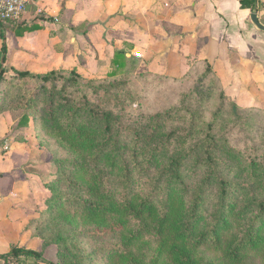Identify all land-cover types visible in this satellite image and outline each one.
<instances>
[{"label": "trees", "instance_id": "16d2710c", "mask_svg": "<svg viewBox=\"0 0 264 264\" xmlns=\"http://www.w3.org/2000/svg\"><path fill=\"white\" fill-rule=\"evenodd\" d=\"M239 1L243 9L258 12L260 0ZM8 23H0L2 38V27ZM4 62L0 63V113H11L16 132L31 123L43 125L44 133L72 156L55 160L57 179L45 184L51 194L48 208L29 226L40 216H52L70 229L81 227L87 232L86 226L90 227L93 238L115 237L106 264H264V162L255 153L218 143L210 135L180 136L177 130L168 131L164 120L173 109L144 116L143 122L124 123L86 95L77 100L64 94L66 85L57 87L59 81L92 88L100 83L99 88L109 84L106 92L123 86L142 92L130 83L170 80L128 73L88 80L75 71L10 70ZM200 69L194 72L196 84L173 108H188L190 115L200 118L197 123H211L210 129L213 123L222 124L227 114L243 119L246 110L232 102L227 105L212 67L207 64ZM33 82L40 84L36 95L27 98L29 91H25L22 101L17 98L15 103L14 95L23 84ZM211 105L217 110L208 121L204 107ZM227 106L229 111L224 109ZM18 110H25L19 119L14 114ZM245 180L255 181L259 192L245 185ZM40 237L44 247H58L62 259L57 264H85L77 246L66 261L65 236L52 241ZM23 256L54 264L44 261L40 253L17 246L0 254L4 264H17Z\"/></svg>", "mask_w": 264, "mask_h": 264}, {"label": "crops", "instance_id": "0c3cea01", "mask_svg": "<svg viewBox=\"0 0 264 264\" xmlns=\"http://www.w3.org/2000/svg\"><path fill=\"white\" fill-rule=\"evenodd\" d=\"M254 12L239 0H34L21 24L3 25L0 63L5 59L8 69L35 74L75 71L88 80L128 73L170 81L208 64L227 97L259 108L264 106V31L252 22ZM255 13L264 25L260 4ZM3 116H10L13 127L11 113ZM28 128L11 133V148L0 155V254L13 246L42 250L26 226L51 194L47 182L26 175L33 149L26 153L24 140L14 141ZM55 252L51 246L43 257L56 259ZM17 264H26V256Z\"/></svg>", "mask_w": 264, "mask_h": 264}, {"label": "rangeland", "instance_id": "374dc122", "mask_svg": "<svg viewBox=\"0 0 264 264\" xmlns=\"http://www.w3.org/2000/svg\"><path fill=\"white\" fill-rule=\"evenodd\" d=\"M23 17L17 22V25L21 24ZM200 68H196V72L201 71L202 69ZM194 71L192 74L187 75L186 77L176 78V80H171L169 82L164 80L153 83L150 81L143 82L144 80H141L137 83H130L133 88H138L142 92L137 89V91L133 92V90L131 91L129 87L124 86L117 89L112 88L109 90V92H106L104 88L109 84H105V87L99 88L102 86L100 83L95 84L92 88L88 86L86 87L84 84L74 86L72 84H64L63 81H59L57 87L61 88L63 85H66L64 94L68 96L72 95L73 98L76 97L77 100H79L83 95H86L87 98L95 105H98L105 110L112 111L117 116H120L124 123L134 124L137 122H143L145 121V119L142 118L144 116H149L151 114L154 115L157 113H166L170 111V109H173L171 115L164 120V126L168 131L177 130V133L180 136L201 135L203 138L205 135H210L213 137V139H216L218 143H227L236 150L242 152L245 151L247 153L248 151H252L255 153V155H257L260 161L264 162V106L259 108L241 106L236 100L228 96L227 105L232 102L233 104H237L239 107H241L242 110H246L243 115V119H238L236 117L231 118L229 114H227L224 117L225 120H223L222 124L213 123L211 129L209 128L211 123H205L204 125L197 123L196 121L199 122L200 118L190 115L188 108H173L174 106L179 105L182 100L181 96L196 84L197 76ZM39 86L40 84L38 82L24 83L22 90L14 95V98H16L15 103L17 102V98L19 101H22L25 91H29L27 98L34 97L39 90ZM50 87L53 88L54 85H51ZM12 102L14 101L11 100L10 106L13 107L14 105ZM225 108L227 111L231 109L230 106L224 107V109ZM193 109L197 110L196 108ZM28 110L29 109L27 108L26 112ZM204 110L207 111L206 119L209 121L212 119L211 112L217 110V107L212 105L211 107L206 106L204 107ZM24 111L25 110H18L14 112L16 118L19 119L23 115ZM42 127L43 125L32 123L29 125L28 130L23 133L24 136H18V138L14 139V141L23 139V144L26 145V153H29L28 151L33 149V153H31L32 162H29L31 167L30 165H26V168H24L27 173L26 175H36L43 183H50L51 181L57 179V175H55L57 172V164L55 160H65L71 158L72 156L68 151L64 150L47 134H45ZM8 130L10 131L7 132ZM3 133H5L4 136ZM11 133H14V129L12 127L10 116L1 117V156H5V153L11 148V144L13 143L10 139L12 135ZM26 137H28V141L26 140ZM37 161L41 163V166L36 167L34 165ZM242 182L245 185L252 186L259 192V188H257L258 185H256L255 181L245 180ZM59 204L60 206H65L64 203L61 204V201ZM42 207V209L45 211L48 208L47 202H44ZM55 210H57V208H55ZM74 211L75 210H70L69 212L71 215H74ZM34 216L35 217L30 220L29 224L26 226V232H29L32 238H37L42 242V250L37 253H40L42 255V259H44L46 262L53 261L52 263L57 264L60 263L59 260L62 258L60 257L61 259H59L58 247L56 245H51L56 246V259H52L51 255L49 254L47 258H44V251L51 246L44 247V241L40 236L44 237L47 241L54 240V238H57L58 235L65 236L68 239L65 245L66 248L63 249L64 253H67V258H65L66 261H68L73 254L70 250H75V246H77V248L80 250L79 255L82 257L85 264H106L105 258L108 250L115 242H117L115 237L110 236L106 238L91 237L89 233L90 227L88 226H86L85 229L87 232H84L83 228L81 227L76 230L70 229V225L68 223H65L62 219L53 221L52 216H43L42 218L40 216V219L37 223H35L34 226H29L33 220L38 218V212ZM35 229L38 230V234ZM89 254H93V256L88 258ZM212 254H214L213 250L209 253V256ZM49 258H51L52 261H50ZM76 259L78 261V258ZM27 261H31V264H47L42 262L38 257L34 256H26V264H30Z\"/></svg>", "mask_w": 264, "mask_h": 264}, {"label": "built area", "instance_id": "2783aa9c", "mask_svg": "<svg viewBox=\"0 0 264 264\" xmlns=\"http://www.w3.org/2000/svg\"><path fill=\"white\" fill-rule=\"evenodd\" d=\"M33 1L34 0H0V23H17L24 16L26 9ZM259 4L264 16V0H260Z\"/></svg>", "mask_w": 264, "mask_h": 264}, {"label": "water", "instance_id": "95a60500", "mask_svg": "<svg viewBox=\"0 0 264 264\" xmlns=\"http://www.w3.org/2000/svg\"><path fill=\"white\" fill-rule=\"evenodd\" d=\"M252 22L260 29L264 31V25L260 22L257 13H253L251 16Z\"/></svg>", "mask_w": 264, "mask_h": 264}]
</instances>
